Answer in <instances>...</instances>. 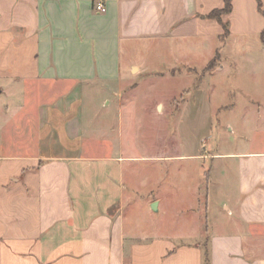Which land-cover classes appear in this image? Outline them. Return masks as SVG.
Segmentation results:
<instances>
[{
	"label": "crops",
	"instance_id": "1",
	"mask_svg": "<svg viewBox=\"0 0 264 264\" xmlns=\"http://www.w3.org/2000/svg\"><path fill=\"white\" fill-rule=\"evenodd\" d=\"M260 1L232 0L221 40L223 26L206 16L224 0H0V264H264V142L210 154L236 163L212 219L197 212L189 231L143 234L123 209V162L134 155L93 125L87 106L90 91L91 109L115 110L123 140V86L147 74L142 53L169 50L172 67L193 68L189 53L218 39L205 67L217 57L209 71L224 69L231 37L264 49ZM181 100L189 115L215 111L201 91Z\"/></svg>",
	"mask_w": 264,
	"mask_h": 264
},
{
	"label": "rangeland",
	"instance_id": "2",
	"mask_svg": "<svg viewBox=\"0 0 264 264\" xmlns=\"http://www.w3.org/2000/svg\"><path fill=\"white\" fill-rule=\"evenodd\" d=\"M211 46L219 47L218 39L199 44L196 54L189 53L193 68L178 63L172 67L176 53L169 50L142 53L149 59L147 74L123 86V140L119 133L115 139V110L91 109L87 91L93 125L102 133L108 131L109 141L124 146V155L135 157L123 162V209L126 225L137 224L143 234L160 225L169 233L189 231L196 226L198 213L200 223L205 217L212 219L223 193L233 188L236 163L210 154L236 153L264 142V117L251 114L254 106L264 108L262 44L253 36L231 37L224 54L232 64L209 71L205 66ZM157 53L164 59H155ZM199 91L209 96L207 105L214 104L210 116L203 111L206 107L190 115L181 107L183 96ZM108 149L104 153H110ZM154 201L160 202V211L152 210Z\"/></svg>",
	"mask_w": 264,
	"mask_h": 264
},
{
	"label": "trees",
	"instance_id": "3",
	"mask_svg": "<svg viewBox=\"0 0 264 264\" xmlns=\"http://www.w3.org/2000/svg\"><path fill=\"white\" fill-rule=\"evenodd\" d=\"M259 9H261V1L257 0ZM231 7H232V0H224V5L222 8L220 9H215L213 11H211L206 17L207 18H211V19H216L217 21H219L221 23V25L223 26L224 32L221 35V40H224V38L227 36L228 34V29L226 24L222 21L221 16L223 14L229 13L231 11ZM261 40L264 42V30L261 32ZM216 60L217 57H215L213 60L210 61V63L207 66V69L210 70L212 69L215 64H216ZM205 260H208L207 257V251H205Z\"/></svg>",
	"mask_w": 264,
	"mask_h": 264
},
{
	"label": "built area",
	"instance_id": "4",
	"mask_svg": "<svg viewBox=\"0 0 264 264\" xmlns=\"http://www.w3.org/2000/svg\"><path fill=\"white\" fill-rule=\"evenodd\" d=\"M95 9H96L97 11H99V12H104V11H105V7H104V5H103L102 3H97V4L95 5Z\"/></svg>",
	"mask_w": 264,
	"mask_h": 264
},
{
	"label": "water",
	"instance_id": "5",
	"mask_svg": "<svg viewBox=\"0 0 264 264\" xmlns=\"http://www.w3.org/2000/svg\"><path fill=\"white\" fill-rule=\"evenodd\" d=\"M151 208H152V210L157 211V202H156V201H154V202L151 204Z\"/></svg>",
	"mask_w": 264,
	"mask_h": 264
}]
</instances>
